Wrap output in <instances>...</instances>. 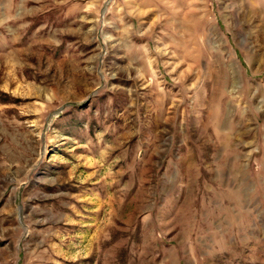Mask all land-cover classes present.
<instances>
[{
  "label": "rangeland",
  "instance_id": "obj_1",
  "mask_svg": "<svg viewBox=\"0 0 264 264\" xmlns=\"http://www.w3.org/2000/svg\"><path fill=\"white\" fill-rule=\"evenodd\" d=\"M0 264H264V0H0Z\"/></svg>",
  "mask_w": 264,
  "mask_h": 264
},
{
  "label": "crops",
  "instance_id": "obj_2",
  "mask_svg": "<svg viewBox=\"0 0 264 264\" xmlns=\"http://www.w3.org/2000/svg\"><path fill=\"white\" fill-rule=\"evenodd\" d=\"M249 60H251L252 59V56L249 54ZM131 59V61H133L134 60V58L132 57V58H130Z\"/></svg>",
  "mask_w": 264,
  "mask_h": 264
}]
</instances>
